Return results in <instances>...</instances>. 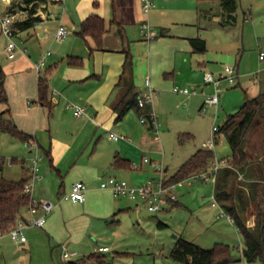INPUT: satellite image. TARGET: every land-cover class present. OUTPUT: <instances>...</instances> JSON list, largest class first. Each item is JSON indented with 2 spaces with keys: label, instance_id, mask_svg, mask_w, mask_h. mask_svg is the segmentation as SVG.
I'll return each instance as SVG.
<instances>
[{
  "label": "crops",
  "instance_id": "1",
  "mask_svg": "<svg viewBox=\"0 0 264 264\" xmlns=\"http://www.w3.org/2000/svg\"><path fill=\"white\" fill-rule=\"evenodd\" d=\"M154 2L155 5L146 15L141 0H38L33 17L40 20L28 28L21 27L19 23L29 22L32 4L28 5L26 0L11 3L10 11L17 14L15 36L22 40L20 49L23 51H18L16 57L11 59L6 46V61L0 60V66L6 74L8 96V102L3 103L2 114L5 120H12L21 131L32 135V141L43 152L46 160L42 158L40 171L44 178L36 185L34 196L52 200L57 206L47 214L44 227L25 230L27 242L10 241L8 235L0 239V253L3 255L0 264H33L34 260L36 264H57L55 256L57 258V255H61L62 258V248L81 245V239L89 231L102 234L99 229H120L126 220L132 218L143 227L144 203L127 197H116L111 190L102 188L101 183L111 176L126 179L132 184L155 179L160 174L149 163L143 162L144 157L163 164L166 162L165 177L168 179L188 156V159L191 157V153L195 154L202 149L198 146L194 149L175 148L169 159L161 152V145L168 144L177 133L178 136L188 134L191 139L199 135L198 113L203 106L204 95L177 94L173 91L175 86L197 87L210 93L213 89L205 85V73L211 72L218 76L223 73L226 63L232 62L238 77L233 84L221 82L223 90L215 115L221 105L223 111L238 105L242 107L247 97L264 95V63L259 60V52L264 51L263 16L253 17L250 39L243 30L240 39L229 41L225 31L221 37L212 38L204 22L220 21L221 26L226 28L236 25L237 16L234 24H227L221 7L214 11L205 6L210 1ZM92 14L105 20L106 32L101 48L97 47L91 36L83 38L78 34L83 21ZM145 21L156 31L154 39L143 38L141 25ZM60 26H64L69 33L62 41H57L55 35ZM195 39L204 40L205 51L195 49ZM48 51L51 55L47 56L46 65L39 74L35 63ZM127 52L132 56L133 82L137 92L141 95L147 78L160 90L159 96L150 105L162 129L160 140L154 138L149 123L141 122V115L136 110H129L120 117L116 109L125 93V88L118 83ZM69 57L81 58L83 64L71 65L68 63ZM41 75L48 81L49 107L39 102ZM234 96L236 101L232 103ZM75 106L85 107L87 115L76 117ZM214 120H217V116ZM253 130L264 133V124L260 119ZM111 133L123 138L112 140L109 138ZM105 135L108 141L104 139ZM250 139L251 134L249 142ZM199 143L205 148L204 137H200ZM176 151L180 152L179 156H176ZM251 151H254L251 159L257 166L262 165L264 155L260 152H264V141L257 144V147H251ZM34 153L35 150L29 147V158L22 159L23 172L16 181L31 177L30 163ZM116 157L128 161L131 167H116ZM2 161L5 164L4 158H1ZM11 162L18 160L14 158ZM226 168L228 166L223 167L219 174ZM243 179L241 175L238 177V181ZM189 180L179 182L177 190ZM79 181L87 186L85 201L62 200V196ZM214 186L216 188V184ZM253 206L250 203L248 215L251 217L256 216ZM170 209H174V204L161 212ZM161 212L150 213L158 216ZM26 216L27 209H24L19 218ZM217 217L221 218L219 213ZM250 224H255L254 219L251 218ZM120 231L124 233L126 230ZM125 237L124 234L119 240L124 241ZM114 238L117 239V236ZM95 247V253L111 251L109 244H96ZM101 247H108L109 250L101 252ZM35 251H39L36 257L33 256ZM5 254L8 256L5 257ZM13 254L23 256L16 258ZM78 257L67 261L71 264Z\"/></svg>",
  "mask_w": 264,
  "mask_h": 264
},
{
  "label": "trees",
  "instance_id": "2",
  "mask_svg": "<svg viewBox=\"0 0 264 264\" xmlns=\"http://www.w3.org/2000/svg\"><path fill=\"white\" fill-rule=\"evenodd\" d=\"M38 0H26L28 5L32 4L30 10V20L28 23H19L21 27L28 28L34 26L40 19L33 17L36 13V2ZM218 1L222 9V15L227 24L236 22V11L240 0H198ZM106 32L105 20L97 14L88 16L82 23L81 37L91 36L98 48L102 47L103 36ZM195 49L205 51L204 40H193ZM68 63L75 66L83 64V60L78 57H69ZM6 74L0 66V101L8 102L7 90L5 87ZM119 86L125 88V93L117 105L116 109L122 117L129 110H136L141 116L151 112L150 105L141 107L139 96L133 82V60L129 52L121 74ZM48 81L44 76L39 78V102L49 107ZM8 112V110H7ZM264 124V95L246 99L240 110L229 116L227 121L220 127L219 134H223L228 141L232 154L228 158L229 166L225 171L218 174L215 195L222 204V207L232 215L234 223L244 238L243 257L248 264H264V163L256 165L251 159L254 151H251L249 136L258 120ZM0 131L9 134L21 142L32 141V135L21 131L10 119L0 120ZM191 139L188 134L180 135V142ZM214 151L202 148L192 155L180 168L167 179L168 183H179L191 178L193 175L206 171L214 157ZM4 161L0 162V171ZM114 165L118 168H130L128 161L116 157ZM243 176L242 181H237L239 176ZM245 175H247L245 177ZM30 177H24L19 181H10L0 178V228L7 232L15 226L20 213L26 209L30 203V197L24 193V187ZM233 179H236L234 181ZM253 204L256 212L255 224L249 223V206ZM174 208L179 202L173 203ZM158 226H167L159 221ZM171 257L174 261L182 264H231L235 261L231 252V247L227 244H216L211 249H205L184 238L178 239L173 248ZM71 264H110L101 253H92Z\"/></svg>",
  "mask_w": 264,
  "mask_h": 264
},
{
  "label": "rangeland",
  "instance_id": "3",
  "mask_svg": "<svg viewBox=\"0 0 264 264\" xmlns=\"http://www.w3.org/2000/svg\"><path fill=\"white\" fill-rule=\"evenodd\" d=\"M15 1L17 0H0V19L11 12V3H14ZM207 3L208 4H205V6L207 5V8L211 7L214 11L220 9L218 1H210ZM236 16V25L230 27L223 28L220 21L208 20L204 22V26L208 28V34L212 38L221 37L223 35L222 33L225 31L228 33L225 35L228 37V40L235 41L242 37V31L245 30L246 37H249L250 39V23L253 22V17L263 16L262 18H264V0H240ZM13 41L22 49V40L20 38L14 36ZM8 42L7 37L2 32V26L0 23V60L6 59L4 57V50ZM226 65L234 66L232 62H227ZM235 101L236 97L234 96L232 97V103H235ZM3 105L4 104L0 101V120L4 119L2 114ZM240 108L241 105H238L235 108L229 109L230 111L228 109L223 111L221 105L216 121L214 120L216 116V110L214 108H208L205 113L200 111L198 113L200 117L198 121L199 135H195V138L193 139L187 140L184 138L185 142L181 144L179 139L180 136H178L177 133L170 138L168 144L164 143L161 145V152H164L165 156L169 159L172 157L175 148L180 150L188 148L194 149L195 146H198L199 149L203 148L202 143H199L200 137H204L205 142H207L206 140L210 139V129L214 125L222 127L227 116L238 112ZM182 133H185V131H182ZM104 139L108 141L107 136L104 137ZM263 141L264 133L256 130L251 133V139L248 145L251 147H257V144H260L261 142L263 143ZM31 149L33 150V148ZM38 153L42 156L43 160H46L40 148H38ZM215 153L219 157L232 154V149L223 134H220ZM260 153L264 155V152ZM175 154H177L176 156H179L180 152L176 151ZM193 154L194 152L191 153L190 156ZM28 156V145L13 138L9 134L0 131V158H4L6 161L3 170L0 171V177L15 181L18 180L23 172L24 165L22 164V159H27L29 158ZM14 158L17 159L18 162H11L10 164V160ZM25 162V165H27L28 162ZM164 164L166 166V162ZM171 171H174V169L171 168ZM246 176L247 175H245V177ZM159 177L160 175H156L155 179H158ZM233 180L236 181V179ZM141 183H147V181ZM214 195L215 186L212 182L201 179H191L184 182L182 186L178 188L177 196L179 204L174 209H170L168 212H161L158 216L150 213L146 208L143 209V217L145 219L143 227H140L134 218H127L128 220L124 222V225L121 226L120 229H99L102 234L95 231H89L83 239H81L82 237L80 238L81 242L79 239L78 242H83L81 245L68 248L70 251H76L79 254L77 259H81L95 253L96 244L98 246L109 244L111 251L106 252L103 255L105 256L106 261L110 264H182L174 261L171 257V253L176 246L178 239L184 238L205 249H211L216 244H227L231 247V252L235 259L231 264H247L242 253L244 238L234 222H228L225 217H217L220 210L219 208L212 207V203L215 201L219 204L220 201L217 198L214 199ZM251 218L255 219V217L249 216V223L251 222ZM159 221L165 223L167 226L159 228ZM120 230L126 231L123 233ZM114 231H116V234L113 233ZM25 233L27 234V232ZM124 234L126 235L125 240H119V237ZM114 236H117V242H115L117 239H115ZM9 239L12 241L11 238ZM37 252L39 251H35L33 256L36 257ZM4 256L7 257L8 255L5 254ZM14 256L20 258L23 254H15ZM0 257H3L1 253ZM55 261L57 264H69V261L64 262L62 260L61 255H57V258L55 256ZM35 262L36 261L34 260L33 264H36Z\"/></svg>",
  "mask_w": 264,
  "mask_h": 264
},
{
  "label": "built area",
  "instance_id": "4",
  "mask_svg": "<svg viewBox=\"0 0 264 264\" xmlns=\"http://www.w3.org/2000/svg\"><path fill=\"white\" fill-rule=\"evenodd\" d=\"M54 2H60L62 0H48ZM143 12L148 15L153 6L155 5L154 0H141ZM17 14L13 11L9 12L6 16L0 19L2 26V32L8 39V44L6 50L8 52L9 58L13 59L16 57L18 51L21 50L17 44L13 41V37L16 32ZM69 31L64 27L60 26L56 32L55 38L57 41H62ZM141 34L144 39L151 40L156 37V31L152 28L148 21H145L141 25ZM51 55L48 51L37 63H35V69L40 74L46 65L47 56ZM259 60L264 63V51L259 52ZM238 77L236 68L232 65H226L224 67L223 73L216 76L211 72H206L204 75V82L207 87H212L213 91L208 93L206 91H201L197 87L190 86H175L173 91L177 94L184 95H204V103L201 108V112H207L208 108L218 109L221 100L222 87L221 82L227 81L230 84L235 83ZM160 90L154 87L149 78L145 81V88L141 95L139 96V105L144 107L146 105H152L155 99L159 96ZM74 114L76 117H83L87 115L86 108L83 106H75ZM217 116V115H216ZM142 123H149L154 132V138L156 140L161 139V128L157 121L156 114L151 111L149 117L147 115L141 116ZM220 127L214 125L211 132L210 139L205 143V148L214 151V157L210 162V166L206 171L199 174L193 175L190 179H201L204 181H210L214 185L217 182L219 171L225 167L229 166V159L227 157H219L216 155L215 150L219 140ZM109 138L118 141L122 139L115 133H111ZM27 145L36 150V153L31 158L30 174L31 177L24 187V193L28 194L30 197V203L27 209V216L25 218H18L15 226L11 227L7 232L0 228V239L8 235L16 243L27 242V236L25 235V230L31 227H44L47 221V214L51 213L57 204L48 199H39L34 196V190L38 183L43 180V174L40 169V162L42 156L38 153V145L34 141L27 142ZM1 161V158H0ZM143 162L149 163L154 169L160 174L158 179H153L147 183L132 184L126 179H120L114 176L105 178L101 187L104 189H109L113 192L116 197H127L135 201H140L144 203L146 208L152 213H159L163 211L167 206L173 204L178 200L177 196V186L178 183H168L165 177V166L163 163L152 160L149 157H144ZM87 186L83 182H76L72 185L70 191L66 192L62 196V200H68L73 202H84L86 199ZM216 198L215 195L213 197ZM213 207H218L219 217H226L231 222L234 221L231 214L226 212V210L218 204V202L212 203ZM108 247H101L99 251H108ZM79 254L76 251H70L67 247L62 248V259L67 261L78 257Z\"/></svg>",
  "mask_w": 264,
  "mask_h": 264
}]
</instances>
